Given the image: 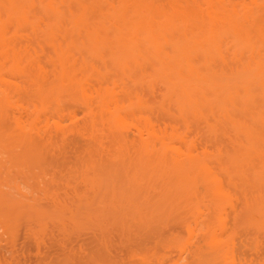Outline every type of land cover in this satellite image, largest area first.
<instances>
[{"label": "bare ground", "instance_id": "6f19581e", "mask_svg": "<svg viewBox=\"0 0 264 264\" xmlns=\"http://www.w3.org/2000/svg\"><path fill=\"white\" fill-rule=\"evenodd\" d=\"M25 221L93 232L40 264H264V0H0V238Z\"/></svg>", "mask_w": 264, "mask_h": 264}, {"label": "rangeland", "instance_id": "374dc122", "mask_svg": "<svg viewBox=\"0 0 264 264\" xmlns=\"http://www.w3.org/2000/svg\"><path fill=\"white\" fill-rule=\"evenodd\" d=\"M20 217H23V216L21 215ZM20 217H18V218L21 219ZM23 219H25V217ZM23 219H22V221H23ZM23 222H21V223H23ZM27 229L28 228L26 227V221H25V223L23 225L20 224L16 228L15 232L12 235H9L10 233H5V234H3L1 236V238H0V251H1V253H4V255L7 254L6 255L7 257L5 256L6 258H8V260H7L8 263L7 264H10V263L11 264H40L42 262V260H43L42 258L43 257L45 258L48 255L47 252L52 251V250H50V249H52L51 248V243H52V241H55V240H61L62 242H65V240H67V242H65V243H67V245H69L70 247L73 246L71 244L75 245V244H78V242H79L78 246L75 245V247L76 246L78 247V248L76 247V249L78 251L80 246H81L80 244H82L84 246V245H86V242L89 240L90 236H87L88 233H90V234L93 233L90 230H89L90 232L86 231L87 230V228H86V230H85L86 232L83 231L85 234L81 230L80 231L82 233L78 234L79 233L78 232L79 229H78V230H72L71 231L73 233V234L71 233V235H73V236H68L69 235L68 233L67 234L65 233L67 235V236H65V234L62 233V231L60 232L58 230H55V232H54L56 234L55 237L53 236L50 239H49V237H47L46 239L45 238L44 239L41 238L43 240L40 241L41 243H38L39 239L37 237H35V238H37L38 241H36V240L34 241L32 239V238H34L33 235H31L30 232H29V229L28 230ZM25 230H27V231H25ZM26 232H28V233L26 234ZM49 240H51V241L49 242ZM81 241H82V243H80ZM84 241H86V242L83 243ZM36 242L38 244H41V245H36L37 244ZM68 242L69 243L72 242V243L68 244ZM36 246H38L39 249H38V247L36 248ZM24 254H25V256H24ZM43 254H45V256H43ZM40 255L42 257H40ZM37 257H40V258H37ZM16 259L19 260V261H17ZM35 260H37L40 263H37ZM9 261H10V263H9Z\"/></svg>", "mask_w": 264, "mask_h": 264}]
</instances>
